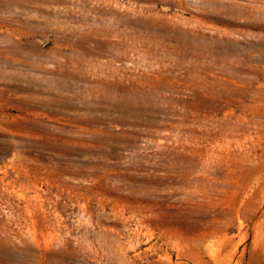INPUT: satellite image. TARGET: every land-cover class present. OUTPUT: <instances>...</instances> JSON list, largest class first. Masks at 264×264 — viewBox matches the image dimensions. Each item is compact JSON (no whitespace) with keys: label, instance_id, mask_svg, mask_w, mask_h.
Returning a JSON list of instances; mask_svg holds the SVG:
<instances>
[{"label":"rangeland","instance_id":"obj_1","mask_svg":"<svg viewBox=\"0 0 264 264\" xmlns=\"http://www.w3.org/2000/svg\"><path fill=\"white\" fill-rule=\"evenodd\" d=\"M0 264H264V0H0Z\"/></svg>","mask_w":264,"mask_h":264}]
</instances>
